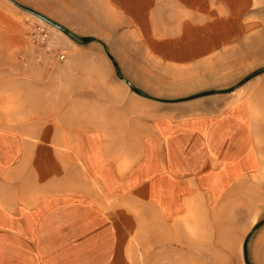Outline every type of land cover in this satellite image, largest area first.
Segmentation results:
<instances>
[{
  "label": "crops",
  "instance_id": "obj_1",
  "mask_svg": "<svg viewBox=\"0 0 264 264\" xmlns=\"http://www.w3.org/2000/svg\"><path fill=\"white\" fill-rule=\"evenodd\" d=\"M35 5L82 40L71 57L117 78L89 95L81 80L45 127L0 120V264H127L136 232L197 213L264 247L263 12L233 0Z\"/></svg>",
  "mask_w": 264,
  "mask_h": 264
},
{
  "label": "rangeland",
  "instance_id": "obj_2",
  "mask_svg": "<svg viewBox=\"0 0 264 264\" xmlns=\"http://www.w3.org/2000/svg\"><path fill=\"white\" fill-rule=\"evenodd\" d=\"M233 1L241 9L245 7L247 13L261 10L264 14V0ZM13 2L38 12L43 8L32 6V2L44 3L45 0H0L2 122L9 126L45 127L53 121L50 118L53 111H61L69 105L64 101L78 93L81 80L87 81L88 95L110 90V87L94 84L96 80L117 78L115 72L92 70L84 56L76 54L71 57L69 49L78 52V43ZM38 25L50 32L49 46L57 53L65 52V62H58L34 49L28 41L27 30ZM88 45L100 46L95 42ZM118 79L120 87L115 91L120 96L125 95L128 89L119 76ZM219 219L220 223H210L205 213H197L178 224L166 225L164 230L151 231L147 238H144L143 231H138L127 247V264H263L264 247L254 246L253 236L245 240L238 225L223 223L222 216Z\"/></svg>",
  "mask_w": 264,
  "mask_h": 264
},
{
  "label": "built area",
  "instance_id": "obj_3",
  "mask_svg": "<svg viewBox=\"0 0 264 264\" xmlns=\"http://www.w3.org/2000/svg\"><path fill=\"white\" fill-rule=\"evenodd\" d=\"M26 38L33 45L34 49L43 51L58 62L66 61L65 52L57 53L54 48L49 46L50 32L45 27L40 25L30 26L26 32Z\"/></svg>",
  "mask_w": 264,
  "mask_h": 264
},
{
  "label": "water",
  "instance_id": "obj_4",
  "mask_svg": "<svg viewBox=\"0 0 264 264\" xmlns=\"http://www.w3.org/2000/svg\"><path fill=\"white\" fill-rule=\"evenodd\" d=\"M14 3V2H13ZM15 5H17L18 7L24 9L25 11L37 16L38 18H40L41 20H43L44 22H46L47 24L55 27L56 29L60 30L62 33H64L65 35H67L69 38H71L72 40H74L75 42H78V43H81L82 40L80 38H78L77 36H75L74 34H72L71 32H69L68 30H66L65 28H63L62 26H60L59 24L57 23H54L52 21H50L49 19H47L45 16L33 11V10H30L28 8H25V7H22L16 3H14Z\"/></svg>",
  "mask_w": 264,
  "mask_h": 264
}]
</instances>
